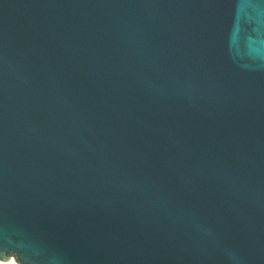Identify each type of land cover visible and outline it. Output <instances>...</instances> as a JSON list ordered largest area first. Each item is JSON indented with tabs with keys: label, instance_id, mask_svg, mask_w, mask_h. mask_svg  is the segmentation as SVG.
Wrapping results in <instances>:
<instances>
[{
	"label": "water",
	"instance_id": "1",
	"mask_svg": "<svg viewBox=\"0 0 264 264\" xmlns=\"http://www.w3.org/2000/svg\"><path fill=\"white\" fill-rule=\"evenodd\" d=\"M264 264V0H0V261Z\"/></svg>",
	"mask_w": 264,
	"mask_h": 264
},
{
	"label": "bare ground",
	"instance_id": "2",
	"mask_svg": "<svg viewBox=\"0 0 264 264\" xmlns=\"http://www.w3.org/2000/svg\"><path fill=\"white\" fill-rule=\"evenodd\" d=\"M0 264H17L13 258H10L7 261H0Z\"/></svg>",
	"mask_w": 264,
	"mask_h": 264
}]
</instances>
